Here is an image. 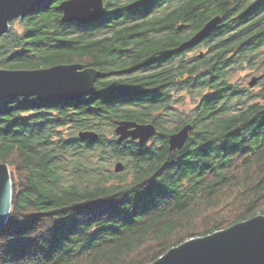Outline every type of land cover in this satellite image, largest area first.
<instances>
[{
	"label": "trees",
	"instance_id": "1",
	"mask_svg": "<svg viewBox=\"0 0 264 264\" xmlns=\"http://www.w3.org/2000/svg\"><path fill=\"white\" fill-rule=\"evenodd\" d=\"M59 1L11 21L0 67L81 63L100 74L74 100L0 101V163L12 182L0 264H147L264 215V82L234 77L264 71V0H149L133 10L132 0H104L86 23L61 22ZM213 15L221 23L205 53L178 48ZM114 119L152 122L157 133L143 145L118 141ZM186 123L185 144L170 151L168 135ZM81 130L98 137L80 139ZM117 161L124 168L113 173Z\"/></svg>",
	"mask_w": 264,
	"mask_h": 264
},
{
	"label": "water",
	"instance_id": "2",
	"mask_svg": "<svg viewBox=\"0 0 264 264\" xmlns=\"http://www.w3.org/2000/svg\"><path fill=\"white\" fill-rule=\"evenodd\" d=\"M46 1L0 0V34L9 31L12 20L26 17ZM148 3L149 0H132L125 8L133 10ZM54 8L60 11L61 22L86 23L101 17L104 0H61ZM220 21V15L210 18L193 36L182 41L178 48H186L204 38ZM99 74L98 70L81 63L36 69L0 67V101L19 97H34L40 102L74 100L94 91V82ZM262 78L264 71L252 76L247 85L253 87ZM113 124L118 141L131 139L143 145L157 133V127L152 122L114 119ZM192 128V124L186 123L170 133L167 139L169 150L182 148ZM77 136L94 141L98 133L81 130ZM123 168L120 161L114 164V172H120ZM11 203L10 170L6 163H0V226L9 217ZM147 264H264V215H256L211 234L185 240Z\"/></svg>",
	"mask_w": 264,
	"mask_h": 264
},
{
	"label": "flooded vegetation",
	"instance_id": "3",
	"mask_svg": "<svg viewBox=\"0 0 264 264\" xmlns=\"http://www.w3.org/2000/svg\"><path fill=\"white\" fill-rule=\"evenodd\" d=\"M214 16H216V15H213L212 17H214ZM212 17H210V18H212ZM208 20H209V19H208ZM208 20H207V21H208ZM207 21H206V22H207ZM206 22H205V23H206ZM205 23H204V24H205ZM220 23H221V21H220ZM220 23H219V24H220ZM204 24H203V25H204ZM219 24H218V25H219ZM203 25H202V26H203ZM215 27H217V25H216ZM215 27H214V28L208 33L207 36H205L204 38H201L199 41H197V42L194 43L193 45L184 48V49H188V50H187V53H190V52L194 51V49H197L199 54H202L203 52L205 53V52L207 51V49H206V48H207V45H208L209 43L212 42V40H213V38H214V36H215V35H214L215 29H216ZM195 32H196V31H194V33H191L190 35H188V36H187L185 39H183L182 41H184V40H186V39H189L191 36H193V35L195 34ZM182 41H181V42H182ZM181 42H180V43H181ZM180 43H179V44H180ZM263 82H264V79H263Z\"/></svg>",
	"mask_w": 264,
	"mask_h": 264
},
{
	"label": "rangeland",
	"instance_id": "4",
	"mask_svg": "<svg viewBox=\"0 0 264 264\" xmlns=\"http://www.w3.org/2000/svg\"><path fill=\"white\" fill-rule=\"evenodd\" d=\"M192 54L190 55H193V54H197L198 53V50L197 49H194V51L190 52ZM189 55V54H188ZM248 74V71H245V70H238L234 77H235V80H244V83L247 84V82L249 81V79L253 76H251L250 74H248V76H246ZM260 75V74H259ZM254 76H258V75H254ZM260 87V85H256L254 86L253 88L255 89H258ZM114 133V132H113ZM115 134V133H114ZM116 135V134H115ZM116 162L112 163L111 166L109 167L110 171L113 172V173H117V172H114V164ZM121 172V171H120Z\"/></svg>",
	"mask_w": 264,
	"mask_h": 264
},
{
	"label": "bare ground",
	"instance_id": "5",
	"mask_svg": "<svg viewBox=\"0 0 264 264\" xmlns=\"http://www.w3.org/2000/svg\"><path fill=\"white\" fill-rule=\"evenodd\" d=\"M125 26V25H124Z\"/></svg>",
	"mask_w": 264,
	"mask_h": 264
}]
</instances>
